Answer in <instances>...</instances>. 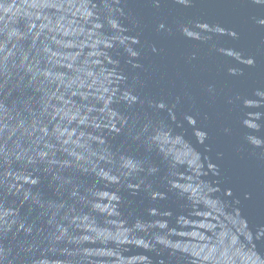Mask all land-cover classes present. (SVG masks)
Returning a JSON list of instances; mask_svg holds the SVG:
<instances>
[{
  "label": "water",
  "instance_id": "95a60500",
  "mask_svg": "<svg viewBox=\"0 0 264 264\" xmlns=\"http://www.w3.org/2000/svg\"><path fill=\"white\" fill-rule=\"evenodd\" d=\"M0 264H264V0H0Z\"/></svg>",
  "mask_w": 264,
  "mask_h": 264
}]
</instances>
